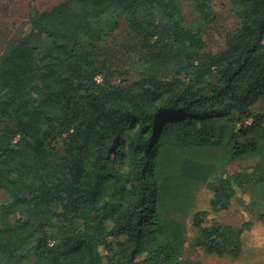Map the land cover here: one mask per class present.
Listing matches in <instances>:
<instances>
[{"label": "trees", "instance_id": "1", "mask_svg": "<svg viewBox=\"0 0 264 264\" xmlns=\"http://www.w3.org/2000/svg\"><path fill=\"white\" fill-rule=\"evenodd\" d=\"M227 5L239 23L217 51L202 32L211 0L31 14L32 32L0 53V264H201L184 256L192 227L206 253L246 245L248 221L212 213L240 191L264 223V136L250 134L264 117V0ZM122 20L127 38L103 48ZM202 185L211 212L195 208Z\"/></svg>", "mask_w": 264, "mask_h": 264}, {"label": "rangeland", "instance_id": "2", "mask_svg": "<svg viewBox=\"0 0 264 264\" xmlns=\"http://www.w3.org/2000/svg\"><path fill=\"white\" fill-rule=\"evenodd\" d=\"M64 0H0V53L8 42H20L32 31L30 16L34 11H41L53 7ZM217 8V18L203 28L205 50L217 51L224 47L226 36L234 31L239 23L235 9L227 5V0H211ZM187 17H192L189 9ZM129 35V29L124 20L120 21L119 27L101 45L117 47ZM117 49V48H116ZM118 56L125 58L122 51H116ZM138 73L132 70L125 78L124 88L134 87V81ZM254 112L264 113V95L254 106ZM254 118H249L246 124L251 125ZM250 134L256 135L259 139L264 136V117L261 125L254 127ZM244 161L250 159L246 157ZM213 192L202 185L196 194L195 208L211 212V200ZM250 200L245 193L237 191L230 207L218 214L212 213V219L219 221L223 226L233 228L243 226L245 221L251 225L245 229L246 245L236 252H225L222 255L206 253L201 247L191 243L193 236L198 234L196 228L190 229V237L184 245V256L189 257L201 264H255L264 263V223L256 216H250L245 210V204ZM1 201V197H0ZM244 227V226H243ZM141 264V263H140Z\"/></svg>", "mask_w": 264, "mask_h": 264}, {"label": "built area", "instance_id": "3", "mask_svg": "<svg viewBox=\"0 0 264 264\" xmlns=\"http://www.w3.org/2000/svg\"><path fill=\"white\" fill-rule=\"evenodd\" d=\"M96 80H97V82H100V81L102 80V76H101L100 74H98V75L96 76Z\"/></svg>", "mask_w": 264, "mask_h": 264}]
</instances>
